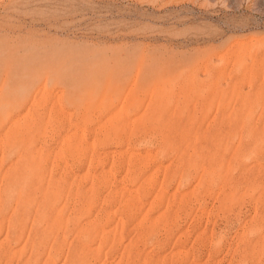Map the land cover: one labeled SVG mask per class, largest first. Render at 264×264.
<instances>
[{
	"label": "rangeland",
	"instance_id": "obj_1",
	"mask_svg": "<svg viewBox=\"0 0 264 264\" xmlns=\"http://www.w3.org/2000/svg\"><path fill=\"white\" fill-rule=\"evenodd\" d=\"M0 264H264V0H0Z\"/></svg>",
	"mask_w": 264,
	"mask_h": 264
}]
</instances>
